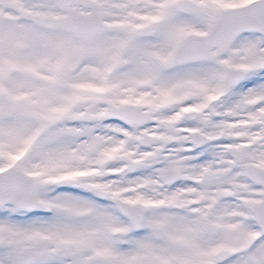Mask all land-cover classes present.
<instances>
[{"label":"snow or ice","instance_id":"snow-or-ice-1","mask_svg":"<svg viewBox=\"0 0 264 264\" xmlns=\"http://www.w3.org/2000/svg\"><path fill=\"white\" fill-rule=\"evenodd\" d=\"M0 264H264V0H0Z\"/></svg>","mask_w":264,"mask_h":264}]
</instances>
